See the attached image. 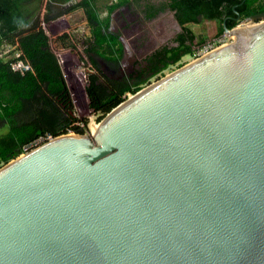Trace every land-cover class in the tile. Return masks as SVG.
Listing matches in <instances>:
<instances>
[{
  "label": "water",
  "instance_id": "water-1",
  "mask_svg": "<svg viewBox=\"0 0 264 264\" xmlns=\"http://www.w3.org/2000/svg\"><path fill=\"white\" fill-rule=\"evenodd\" d=\"M222 26L90 133L0 166V264H264V11Z\"/></svg>",
  "mask_w": 264,
  "mask_h": 264
},
{
  "label": "trees",
  "instance_id": "trees-1",
  "mask_svg": "<svg viewBox=\"0 0 264 264\" xmlns=\"http://www.w3.org/2000/svg\"><path fill=\"white\" fill-rule=\"evenodd\" d=\"M72 0H46L43 20L59 16L60 5ZM125 0H110L105 8L107 15L100 17L98 0H75L68 11L82 8L91 31V37L84 48L92 66H96L93 55L117 61L122 47L116 37L106 30L108 14ZM43 0H0V48L4 43L15 46L21 52L20 59L30 65L24 74L14 71L9 59L0 58V166L23 151V147L34 142L45 133L53 136L68 133H89L87 120L78 118L72 111L70 94L67 89L59 60L50 48L49 37L32 13L39 12ZM241 19L264 11V0H170L177 20L182 26L198 23L199 18L217 19L218 33H222V20L226 16ZM59 9V10H58ZM58 10V11H57ZM231 28L237 21L226 19ZM68 34L61 36L67 39ZM194 35L190 44L182 43L181 50L172 52L167 60L161 56L158 66L154 63L149 77L139 81H101L94 72L87 74L85 92L89 106L100 121L111 109L121 103L127 92L135 93L141 84L158 75L169 64L177 62L185 53L191 52ZM183 39V38H182ZM199 42H202L200 40Z\"/></svg>",
  "mask_w": 264,
  "mask_h": 264
},
{
  "label": "flooded vegetation",
  "instance_id": "flooded-vegetation-1",
  "mask_svg": "<svg viewBox=\"0 0 264 264\" xmlns=\"http://www.w3.org/2000/svg\"><path fill=\"white\" fill-rule=\"evenodd\" d=\"M232 8L234 10L235 6ZM227 17L237 22L241 19L238 14L226 16L225 22ZM174 18H176L175 10L170 7V0H125L108 14L106 25V30L120 42L121 56L117 61H113L94 54L96 66H92L91 72L96 73L101 81L114 80L130 83L139 81L149 77L154 63L158 66L162 65V62H159L161 56L166 55L168 60L173 51L182 49V43L190 44L192 35L195 37L192 40L194 45L191 46V52L183 54L177 62L169 65L178 64L186 54L192 53L194 56L198 48L222 35L218 33V27L212 37L199 36L189 27V24L182 26L179 23L181 27L177 26ZM201 19L203 18L200 17L199 22ZM207 20H215L219 23L217 19ZM164 22L166 25L163 24ZM200 40L202 42H199ZM167 68L162 70L161 74ZM161 74H158L159 77Z\"/></svg>",
  "mask_w": 264,
  "mask_h": 264
},
{
  "label": "rangeland",
  "instance_id": "rangeland-1",
  "mask_svg": "<svg viewBox=\"0 0 264 264\" xmlns=\"http://www.w3.org/2000/svg\"><path fill=\"white\" fill-rule=\"evenodd\" d=\"M109 1L110 0H98L97 6L101 18L107 15L105 5ZM74 2L75 0H72L60 5V9L63 11L61 15L43 20L46 3V0H43L39 12L35 10L32 16L35 19H39L41 27L49 37L50 48L61 64L74 115L78 118L86 119L88 127L92 122L98 120V115L93 112L89 106V99L85 92L87 74L93 71V67L84 52V48L87 46V42L91 37V31L82 8H75L68 11L69 7L73 5ZM163 21H165V19ZM163 24L166 25L165 22ZM189 27L194 29L199 36L202 35L207 37L212 36V34L217 31L219 23L215 20L201 19L197 24H189ZM64 34H68L69 37L67 39H61L60 37ZM192 59V53L191 55H184L178 64L169 65L163 74L160 73V77H163L165 74L179 68ZM157 76H153L142 83L141 88L160 78L159 75ZM3 132H5L4 127L0 128V133Z\"/></svg>",
  "mask_w": 264,
  "mask_h": 264
},
{
  "label": "built area",
  "instance_id": "built-area-1",
  "mask_svg": "<svg viewBox=\"0 0 264 264\" xmlns=\"http://www.w3.org/2000/svg\"><path fill=\"white\" fill-rule=\"evenodd\" d=\"M227 41H229V38L226 35L222 34L217 39H214L213 41L203 45L200 48H198L196 50V52L194 53L193 59L212 51L213 49L217 48L218 46L224 44ZM20 55H21V52L19 50H15V46H13L11 44L4 43L2 45V47L0 48V58L5 57V58L9 59V64H10L11 68L14 71H18L20 74H24L27 71H29L31 68L27 62H25L19 58ZM131 94L132 93L127 92L123 95V98L126 99ZM70 132H73V131H70ZM52 137H53V135H51L48 132L45 133L44 135H41L34 142L30 143L29 145L24 146L23 151L21 153L28 151L32 147H34V146H36V145H38V144H40L46 140H49Z\"/></svg>",
  "mask_w": 264,
  "mask_h": 264
},
{
  "label": "crops",
  "instance_id": "crops-1",
  "mask_svg": "<svg viewBox=\"0 0 264 264\" xmlns=\"http://www.w3.org/2000/svg\"><path fill=\"white\" fill-rule=\"evenodd\" d=\"M162 22V21H161ZM209 37H212V36H209ZM14 46V45H13Z\"/></svg>",
  "mask_w": 264,
  "mask_h": 264
}]
</instances>
